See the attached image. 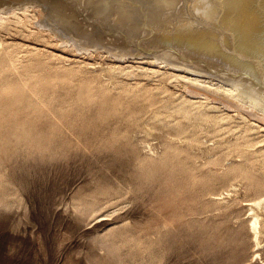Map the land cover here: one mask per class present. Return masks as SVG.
Returning a JSON list of instances; mask_svg holds the SVG:
<instances>
[{
    "label": "rangeland",
    "instance_id": "374dc122",
    "mask_svg": "<svg viewBox=\"0 0 264 264\" xmlns=\"http://www.w3.org/2000/svg\"><path fill=\"white\" fill-rule=\"evenodd\" d=\"M208 1L0 0V264H264V0Z\"/></svg>",
    "mask_w": 264,
    "mask_h": 264
},
{
    "label": "bare ground",
    "instance_id": "6f19581e",
    "mask_svg": "<svg viewBox=\"0 0 264 264\" xmlns=\"http://www.w3.org/2000/svg\"><path fill=\"white\" fill-rule=\"evenodd\" d=\"M112 1V0H111ZM143 1V0H142ZM145 1V0H144ZM154 1H156V0H154ZM162 1V0H161ZM248 0H220V2H221V4L224 6V7H228V11L229 10H236V8L239 6V7H241L242 5H244V3L245 2H247ZM260 1V0H259ZM105 2H106V0H105ZM135 2V1H134ZM148 2V1H147ZM152 2V1H151ZM92 3V2H91ZM109 3V2H108ZM144 3V2H143ZM148 3H150V1L148 2ZM160 3V2H159ZM168 3V2H167ZM263 3V2H262ZM102 4V3H101ZM117 4H120V3H117ZM157 4V3H156ZM196 4H199V5H202L200 8L203 10V11H210V13L212 12V13H214V10H215V7H214V2L212 3V2H210V1H208V0H197V3ZM216 4V3H215ZM106 5V4H105ZM144 5V4H143ZM165 5V4H164ZM120 6V5H119ZM138 6V5H137ZM162 6V5H161ZM198 6V5H197ZM261 6H262V4H261ZM106 8V7H105ZM145 8V7H144ZM264 8V7H263ZM98 9H99V7H98ZM198 9V8H197ZM105 10V9H104ZM115 10H117V9H115ZM119 10V9H118ZM128 10V9H127ZM138 10V9H137ZM97 11V10H96ZM218 11H219V9H218ZM243 11V10H242ZM116 12V11H115ZM123 12V11H122ZM150 12V11H149ZM120 14V13H119ZM125 14V13H124ZM128 14V13H127ZM220 14V13H219ZM244 14V13H243ZM112 15H113V13H112ZM115 16V15H114ZM122 16H123V14L121 15V17H119V18H122ZM125 17V16H124ZM132 17H134V16H132ZM136 17V16H135ZM155 17V16H154ZM239 17V16H238ZM153 18V17H152ZM257 18V17H256ZM255 19V18H254ZM253 18L252 19H249L248 18V16H244V15H242L241 16V18L239 19V22L240 21H243V23L242 24H238L237 23V25H236V27L234 28V31H235V35H236V37L237 38H239L238 40H240V42L238 41V43H239V45L237 46L239 49H241V50H243V51H247V52H252V53H254L253 51H256V52H258V53H260L261 51V49L262 50H264V36H263V34H261V37H258L257 35H258V33H256V35L255 34H252L253 33V31H251L253 28L255 29H259L260 28V33L261 32H263L264 31V24H257V21L258 20H254ZM130 20V19H129ZM144 20V19H143ZM253 20H254V22H253ZM82 21V20H81ZM127 21V20H126ZM131 21H132V19H131ZM153 21V20H152ZM187 21V20H186ZM238 21V20H237ZM80 22V21H79ZM84 22V21H83ZM106 22H107V20H106ZM135 22V21H134ZM140 22V21H139ZM141 22H143V21H141ZM136 23V22H135ZM134 23V24H135ZM147 23H148V21H147ZM151 23V22H150ZM146 24V23H145ZM100 25V24H99ZM48 26V25H47ZM136 26V25H135ZM185 27H186V29H189V28H191L192 27V25L191 24H187V25H185ZM184 27V28H185ZM203 27V26H202ZM103 28V27H102ZM182 28H180L179 30H181ZM184 29H182L181 31H183ZM207 30V29H206ZM209 30V29H208ZM132 31V30H131ZM101 33V32H100ZM137 33V32H136ZM228 34V33H227ZM230 35V34H229ZM217 36H218V34H217ZM221 36V35H220ZM100 37H98V39H99ZM157 38V37H156ZM102 39H107V38H105L103 35H102ZM108 40H110V39H108ZM112 40H115L117 43H118V41L116 40V39H113L112 38ZM171 40H173V41H177L178 43H180V44H183L185 41L180 37V35H178V34H176V35H174V39H172L171 37L170 38H167L166 40L163 38V39H161V41H158V40H156V41H158L156 44H157V46H155L154 48H158V49H162L163 50V48L165 47V46H168L169 44V42L171 41ZM233 40V39H232ZM92 41V40H91ZM230 41V40H229ZM250 42L251 44H249V45H251L250 47H249V45H247V44H245L244 45V43L243 42ZM108 42V41H107ZM95 43V42H94ZM109 43V45L112 47H114V46H116L115 48H119V50L118 51H114V54H118V57H120V54H122V53H127V52H130L131 50L130 49H126V48H123L120 44H117V45H115V43H111V42H108ZM155 44V43H154ZM243 44V46H245V47H243V46H241ZM102 45V44H101ZM152 45V44H151ZM230 45H231V43H230ZM124 46V45H123ZM150 45H148V47H149ZM154 46V45H153ZM152 46V47H153ZM186 46H188L190 49H194L195 51L196 50H198V51H201V52H203V53H207V54H217L219 57H221L222 59H224V60H226V61H228L229 63H231V64H233V65H235V66H238V67H240V68H243L247 73H249L250 75H252L255 79H256V74H257V72H256V65L254 64V63H252V61H249V57L247 58L248 59V61L247 60H241V59H239L237 56H234L235 55V53H233L234 55H230V54H227L226 52H222V51H220V49H218L217 47H216V44H214V43H212V41L211 42H209V41H206V40H204L202 37H191V38H187L186 39ZM122 47V48H121ZM126 47V46H125ZM151 47V48H152ZM250 48V50L249 49H247V48ZM172 48V47H171ZM174 48V47H173ZM181 48V47H180ZM149 49V48H148ZM175 50H176V48H175ZM112 51V50H111ZM177 51H179V49L177 50ZM184 51H186V50H184ZM186 52H189V51H186ZM131 53V52H130ZM163 53H164V51H163ZM193 53V52H192ZM191 53V54H192ZM231 53V52H230ZM138 54H140V53H138ZM190 54V55H191ZM188 55V54H187ZM186 55V56H187ZM261 55L264 57V54L263 53H261ZM192 56H193V54H192ZM184 57V56H183ZM189 57V56H188ZM191 57V56H190ZM197 58V57H196ZM207 58H209V57H207ZM207 58H203V57H200V60H202V61H204L205 59H207ZM188 59V58H187ZM175 60V59H174ZM178 60V59H177ZM209 60H211V59H209ZM181 61V60H180ZM206 61V60H205ZM204 61V62H205ZM216 61V60H215ZM182 62V61H181ZM181 62H179V63H181ZM203 62V63H204ZM212 62V61H211ZM254 62H256V61H254ZM258 62V61H257ZM182 63H184V62H182ZM219 63V62H218ZM220 64V63H219ZM225 64V63H224ZM181 65V64H180ZM207 65V64H206ZM259 65V64H258ZM260 66V65H259ZM207 67H210V66H207ZM219 67V66H218ZM221 68V67H220ZM230 68V67H229ZM228 68V69H229ZM261 68V67H260ZM213 69V68H212ZM216 69V68H215ZM223 69V68H222ZM231 69V68H230ZM211 71V70H210ZM261 71H263V70H261ZM167 72V71H166ZM235 72V71H234ZM237 72V71H236ZM231 73H232V71H231ZM261 74H263V73H261ZM182 75V74H181ZM218 75V74H217ZM238 75V74H237ZM221 76V75H220ZM227 76V75H226ZM225 76V77H226ZM228 77V76H227ZM226 77V78H227ZM229 78V77H228ZM242 78V77H241ZM240 78V79H241ZM264 78V77H263ZM244 79V78H243ZM239 80V79H238ZM243 81V80H242ZM245 81V80H244ZM249 81V80H248ZM257 82V81H256ZM255 82V83H256ZM240 83H242V82H240ZM254 83V84H255ZM245 84H247V82L245 83ZM249 84V83H248ZM251 84V83H250ZM256 87V86H255ZM103 88V87H102ZM251 88V87H250ZM99 89V88H98ZM253 89H255V88H253ZM258 89V88H257ZM230 90V89H229ZM234 91V90H233ZM233 91H232V93H233ZM258 91V90H257ZM231 92V91H230ZM235 92V91H234ZM244 94H246V93H244ZM264 96V95H263ZM250 98H252V99H256L254 96H249ZM234 99H237L238 101H239V99H243L244 97L241 95V94H239L238 92H235V97H233ZM262 99V98H261ZM250 103L252 104V105H250V106H257V104H255L251 99H250ZM233 102H234V100H233ZM243 102V101H242ZM241 103V102H240ZM245 103V102H244ZM242 105V104H241ZM244 105V104H243ZM248 106V105H247ZM253 108H255V107H253ZM253 110V109H252ZM255 205H257V206H261L262 205V207H263V209H264V198L263 199H261V200H259V201H257L256 203H255ZM249 227H250V231H251V233L253 234V236H254V240H256L257 239V236H258V232H259V219H258V215L256 214V213H254L253 215H252V220H251V222H250V224H249ZM256 243H257V241H256ZM258 244V243H257ZM256 251V250H255ZM254 251V252H255Z\"/></svg>",
    "mask_w": 264,
    "mask_h": 264
}]
</instances>
